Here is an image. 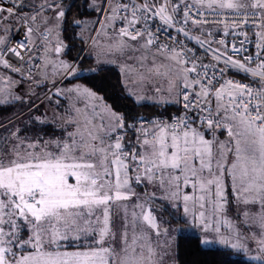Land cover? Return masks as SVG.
<instances>
[{
	"label": "rangeland",
	"instance_id": "rangeland-1",
	"mask_svg": "<svg viewBox=\"0 0 264 264\" xmlns=\"http://www.w3.org/2000/svg\"><path fill=\"white\" fill-rule=\"evenodd\" d=\"M97 1V14L79 21L78 30L94 64L76 67V62L71 63V68L75 67L73 74L116 66L127 93L138 102H176L182 87L195 85L185 62L176 52H163L147 35L133 37L118 29L123 23L117 15L118 3L122 2L130 11L134 7L130 0ZM134 1L143 3L142 0ZM144 1L148 9L158 4L156 0ZM179 1L183 7L187 3L203 11L264 12V0ZM41 3L47 4L42 7L46 15L41 16L40 26L60 31L63 11L70 1L44 0ZM164 10L172 14L166 6ZM175 11L183 15L180 10ZM1 19L4 16L0 17V22ZM128 22L133 23L132 20ZM13 27L4 24L0 28L4 35L0 38V48L7 44L16 29ZM57 45L63 49L57 55H52L51 44L43 46L45 50L41 53L47 54L50 61L43 58L41 70L59 71L62 63L67 62L61 33ZM37 54L36 49L31 58ZM0 65L19 73L29 82L44 83L48 92L55 89L48 78L37 79L34 72L25 75L24 67L23 71L15 70L1 60ZM2 81L0 84L5 83ZM1 88L0 85V91ZM7 88L11 90L12 87L7 85ZM84 98L87 110L73 105L75 108L66 109L68 115L73 110L75 113L71 119H64L66 129L62 138L40 134L38 130H46L50 125L27 123L28 116L32 119L30 114L27 118L25 114V118L0 125V264H177L179 234H196L205 247L244 253L247 258L264 264V130L254 128L239 115L229 114L234 124L228 134L209 126L163 129L158 131L156 141L139 137L131 154L122 157L117 155L116 147L121 143L116 141V134L127 131L121 127L120 114L112 111L95 92ZM58 109L55 110L57 115L63 116ZM70 120L75 123L69 124ZM5 135L7 139L1 142ZM56 150L63 154L55 153L56 157H52V151ZM94 150L98 153L86 155ZM68 151L73 152V157L67 155ZM139 156L145 158L144 170L137 166ZM111 164L118 189L115 200L108 203V212L96 214L102 228L101 237L94 235L85 239L94 246L80 247L74 250L77 254L59 258L47 252L48 237L45 241L40 238L44 232L20 241V234L27 229L36 232L55 228L51 240L57 239L59 231H63L61 225L49 224L47 215L52 210L47 211L44 201L38 199L40 189L69 180L79 183L88 177V181L110 187L113 196L116 183L110 175L103 177L101 174L103 171L109 174ZM126 164L130 168H126L128 173L124 169ZM78 190L71 185L61 189L63 196ZM36 193L34 201L28 202L27 198ZM59 202L56 198L51 203L55 206ZM27 212L31 213L33 223ZM96 215L88 221L94 220ZM58 217L60 219L59 214ZM178 219L183 222H177ZM75 232L71 231L74 236ZM76 237L85 238L75 236L69 243Z\"/></svg>",
	"mask_w": 264,
	"mask_h": 264
},
{
	"label": "built area",
	"instance_id": "built-area-1",
	"mask_svg": "<svg viewBox=\"0 0 264 264\" xmlns=\"http://www.w3.org/2000/svg\"><path fill=\"white\" fill-rule=\"evenodd\" d=\"M24 1L0 0V15L6 10L16 13ZM156 1L158 4L148 9L144 0H130L134 5L130 11L119 2L117 15L123 23L118 29L133 37L147 35L163 52H176L196 83L192 88H181L179 111L142 117L127 135L116 132V141L121 143L116 147L117 155L129 156L139 137L156 141L158 131L163 129L209 126L228 134L234 124L229 114L239 115L254 128L264 130V12L203 11L187 3L183 7L179 0ZM164 6L172 14L168 15ZM31 31L28 19L23 18L0 48V60L15 70L23 71L24 67L25 75L33 73L34 67L26 63L32 51L28 38ZM136 160L144 170L145 158L139 156ZM35 197L37 193L27 201L33 202Z\"/></svg>",
	"mask_w": 264,
	"mask_h": 264
},
{
	"label": "crops",
	"instance_id": "crops-1",
	"mask_svg": "<svg viewBox=\"0 0 264 264\" xmlns=\"http://www.w3.org/2000/svg\"><path fill=\"white\" fill-rule=\"evenodd\" d=\"M42 1L44 0H25L23 6L17 12L18 13L17 15H15L14 13H9L6 10L1 13L0 17L4 16L5 18L6 16H8L6 17L7 19L11 17L18 24L21 21V19L23 18L28 19L32 30L28 36L33 46L31 55L34 53L36 49L38 50V54L33 55L32 58L30 55L26 60V63L27 65L28 64L34 65L35 63L34 65L35 68L33 69L34 77L37 79L48 78L49 82L55 87V89L52 92H48V87L44 83L29 82L25 78H23L19 73L13 72L12 70L10 71L7 69L0 68V80H1L0 82H3L2 80L5 81V83L0 84L2 86L0 91V105L15 103V112L17 113V115L14 121L24 117L25 114H26L25 117L27 118V116L30 114L32 119L29 120V116H28V118L26 119L28 121L27 123H34V124L37 123V124H43L44 126H49V125L51 126L54 124H61V123L66 124L64 119L65 118L71 119V115L73 116L75 112L73 110V113H70V115H68L66 109L68 110L76 107L87 110V105L85 104L86 102L84 97L88 95L91 96L92 93L94 92L90 90L88 87H86L84 84H82L80 81L77 80L72 82L63 81L66 76H67L66 79H68L70 77L78 76L81 74V73L73 74L75 67H73V69L71 68L73 63L71 65V63L68 61L67 58H65L67 62L62 63V68L59 71H48V70L40 69L41 60L43 58L46 61H50V59L47 58V54L41 53L42 51L45 50L43 47L45 44L52 45L54 49L52 55H57L58 52L60 53L63 50L60 46L58 45L56 46V44H58V37L59 34L61 33V29L60 31L56 29L53 31V29L50 28L49 26L47 27L40 26L39 21L41 16L46 15L42 11V7L45 4H47V3L42 4L41 3ZM60 12L61 10H59V13ZM3 22H4L3 19H1L0 28L4 26ZM3 36L4 35H2L0 32L1 39L3 38ZM5 77H9L12 80L8 82L6 79H4ZM7 85H11L13 90L12 88L11 90H9L8 88L5 89ZM95 98L97 99V96H95ZM72 105L75 107H73ZM28 107H31L30 111L31 110L32 111L24 112L25 109ZM57 107L59 108L58 110L60 111L59 114L61 115L63 114V116L57 115L55 111ZM38 117L39 118L42 117V119H39ZM68 122L69 124L75 123L72 122L71 120ZM35 139H38V137H36ZM144 148L145 146H143L142 149ZM52 152H53V154L51 155L52 157H56L55 153L60 154L59 156L63 154V152L59 153L57 152V150ZM89 153L93 155L95 153L97 154L98 151L95 150L92 152L89 151L86 153V155H89ZM67 155L73 157V152L68 151ZM126 168H129V165L127 166L126 164L124 169L126 170ZM129 170H126L127 173ZM101 174L103 175V177L110 175V179H112L113 182L116 183L115 177L113 175L112 164H111V171L109 172V174L105 173L104 171ZM101 174H99V176ZM85 176H88V173ZM87 178L88 177H86L85 181L82 182L78 181L79 183L69 180L70 182H63V183L57 182V183L48 184L46 189L39 188L40 198L38 199L44 201L43 206L46 207L47 211L49 209L52 210V213H49V215H47L49 219V224L50 223L58 224V226L61 225L63 231H59V235L57 236L58 237L57 239L51 240V238H53L55 235L54 234L55 228L51 229V227H49V229L47 230H43V231L37 230L36 232H32L31 230L27 229V232L23 231L22 234H20L19 236L20 241L23 242V239L25 241V239H28V237H32V235H37L44 232V234L40 238L45 241V239L48 237L47 243H49V245L46 247L47 252L53 255H57L59 256V258L69 257L70 256L69 254L75 253L74 250L80 249V247H70L72 245L79 246V245L89 244V246L87 247H82L83 249H88L94 246L93 245L94 243L92 244L88 243L89 241L85 239L86 237L88 238L94 235L97 237L99 236L101 237L102 228L97 223L96 214L102 211L108 212L107 211L108 203L115 200L116 198L115 193L117 192L116 190L118 189V185L117 183L114 185L115 192L112 196L110 194V187L99 186L95 182L88 181ZM69 185L77 186L80 190L70 195L66 193V195L63 196V192L61 191V189H68ZM56 198H58L61 202H59L57 205L54 206L51 202L55 201ZM27 204H35V203H27ZM94 213L96 215L95 219L92 221H88L89 218H93L95 216L93 215ZM27 214L31 223H33L30 218L31 213L27 212ZM58 214L60 216V219L58 217ZM33 216H35V214ZM71 231H76L75 236H79V237L85 236V238H80L81 239L80 240L78 237H76L77 239L75 240L78 241V243H72L75 240L69 243L70 239L75 238L74 234L71 233ZM96 243H98V241H96Z\"/></svg>",
	"mask_w": 264,
	"mask_h": 264
},
{
	"label": "trees",
	"instance_id": "trees-1",
	"mask_svg": "<svg viewBox=\"0 0 264 264\" xmlns=\"http://www.w3.org/2000/svg\"><path fill=\"white\" fill-rule=\"evenodd\" d=\"M66 1H70V3L63 11L61 21V34L66 44L65 57L70 63L76 62V66L91 67L94 64L93 58L87 55L84 42L78 36V30L80 27L79 21L97 14L95 4L98 3V1ZM3 21L5 25L11 24L14 26L13 28L18 26V23L11 17L8 19L5 17ZM0 67L6 69L2 65H0ZM34 68L35 66L33 69ZM75 80L80 81L90 90L97 93L104 99V102L112 111L118 112L122 119L121 127H124L127 132H130L137 121L142 117L170 115L180 109L178 101L165 103L136 101L127 93L122 83L120 69L116 66L100 67L88 73H82L68 79L64 78L63 81L72 82ZM16 115L15 103L0 105V125H5L7 123L6 121L12 123ZM65 129L66 124H63L61 127L51 125L46 128V130L38 131H41L40 134L47 136V138L50 135L53 137L56 136V138H62L64 137ZM20 132H22V129ZM37 133L39 134V132ZM6 139L7 135L3 137L1 142ZM176 221L183 222L181 219ZM70 247H82V245H72ZM176 262L177 264H263L247 258L244 253H235L232 250L220 247H205L201 242L200 236L196 234H179L177 236Z\"/></svg>",
	"mask_w": 264,
	"mask_h": 264
},
{
	"label": "bare ground",
	"instance_id": "bare-ground-1",
	"mask_svg": "<svg viewBox=\"0 0 264 264\" xmlns=\"http://www.w3.org/2000/svg\"><path fill=\"white\" fill-rule=\"evenodd\" d=\"M21 20H22V19H21ZM20 22H21V21H20ZM20 22H19V23H20ZM30 43H31V42H30ZM32 50H33V46H32ZM31 53H32V51H31ZM31 53H30V55H31ZM30 55H29V56H30ZM29 56H28V57H29ZM28 57H27V59H28ZM87 246H89V244H87V245H82V247H87Z\"/></svg>",
	"mask_w": 264,
	"mask_h": 264
}]
</instances>
